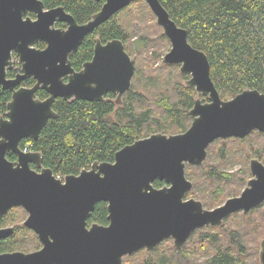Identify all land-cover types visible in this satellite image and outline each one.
I'll use <instances>...</instances> for the list:
<instances>
[{"label":"water","instance_id":"obj_1","mask_svg":"<svg viewBox=\"0 0 264 264\" xmlns=\"http://www.w3.org/2000/svg\"><path fill=\"white\" fill-rule=\"evenodd\" d=\"M133 0H104L90 20L78 24L62 7L42 11L39 0H0V86L11 89L7 111L0 115V216L11 207L21 206L28 215L23 224L38 236L42 247L33 252L0 253V264H123V257L144 249L150 252L166 238H173L179 248L190 234L204 225H222L231 213L264 201V166L250 161L255 177L238 196L230 197L212 209L201 201L184 199L192 188L185 166H200L207 159V147L216 139L242 138L253 130L264 132V93L246 88L229 99H222L216 89L206 54L193 47L186 30L171 19L159 0H143L156 18L163 35L170 42L163 55L166 64L178 65L189 75L185 86L194 87L200 96L189 110V127L176 134L152 133L117 150L112 162L94 161L77 175L55 178L49 168L40 173L29 163L41 166V154L24 153L21 139H36L49 118L55 117L53 100H105L111 91L117 99L130 87L134 60L120 40L96 43L91 61L76 72L69 56L85 34L126 7ZM27 10L38 14L36 21L22 20ZM68 23L66 30L55 29V20ZM45 41L44 49L30 45ZM17 53L22 74L6 78V68ZM68 74V81L63 76ZM36 79L30 87H14L27 77ZM38 87L48 97H35ZM11 150L17 161L6 158ZM164 180L161 188L153 182ZM106 202L107 225L86 220L95 203ZM11 228H0V237ZM258 260L264 264V237Z\"/></svg>","mask_w":264,"mask_h":264},{"label":"trees","instance_id":"obj_2","mask_svg":"<svg viewBox=\"0 0 264 264\" xmlns=\"http://www.w3.org/2000/svg\"><path fill=\"white\" fill-rule=\"evenodd\" d=\"M42 1L46 7L62 5L78 22L86 21L101 6V2L96 0ZM159 1L171 19L186 30L188 42L206 54L210 77L221 98L233 97L246 88L264 93V0ZM145 7L148 8L147 5ZM116 15L97 28L96 33L102 39L123 38L126 29ZM161 38L167 41L163 34ZM92 40V35H89L79 46L72 58L75 65L90 56ZM142 40L146 43L143 45L144 53L147 39ZM152 56L146 69H136L132 86L122 105L62 98L54 100L52 107L56 116L47 120L36 139L26 138L25 141L31 149L41 154L45 167L51 169L54 175L77 174L94 161L112 162L117 150L137 139L155 132L181 133L188 128L192 120L189 110L194 98L200 95L194 87L184 85L188 74L180 72L179 68L172 69L176 65L164 62L155 66L157 55ZM37 95L43 98L46 92L39 90ZM10 98L11 91L0 86V115L7 111ZM225 140L228 145H224ZM216 141L219 147H214V152L222 164L230 158V150L235 144L244 142L234 138ZM211 148L210 144L208 152ZM6 157L10 158V155L6 153ZM199 170L203 171L198 174ZM185 175L192 179L193 185L205 180L200 184L204 188L206 182L210 183L209 180L218 183L228 180L230 176L213 164L206 168L187 165ZM153 184L157 187L163 182L155 180ZM216 190L219 191L218 186ZM189 194L194 196V190ZM200 197L208 207L218 202L213 195L206 197L201 193ZM106 214V203L99 201L90 218L105 224ZM12 217L22 220L19 210H14L10 219ZM0 223L6 224V219L2 218ZM218 228L221 230L222 227ZM20 236L19 243L13 240V234L0 239V250H25V243L29 237L32 238V234L21 226ZM217 237L218 234L214 232L205 235L203 241L217 243ZM158 248L147 253L145 258L142 250L126 255L123 264H156L162 261L157 253ZM169 251L165 249L164 255H169ZM247 252L241 236L234 233L231 244L224 247L221 240L216 244L215 251L207 256L205 264H246ZM138 254L140 258L135 261Z\"/></svg>","mask_w":264,"mask_h":264},{"label":"rangeland","instance_id":"obj_3","mask_svg":"<svg viewBox=\"0 0 264 264\" xmlns=\"http://www.w3.org/2000/svg\"><path fill=\"white\" fill-rule=\"evenodd\" d=\"M145 3L141 0H137L132 2L126 9L122 10L120 13L116 15V19L121 22L124 28L128 31L130 29L131 34L134 35H141L142 39H147V46L145 50V41L142 39H132L130 45V55L135 61V67L139 70H144L148 67L149 61L151 56H156V64L158 65L162 63L163 55L169 50L170 42L163 40L161 38V34H163L161 28L156 25L155 18L150 15V12L145 7ZM144 48V49H143ZM152 56V57H153ZM173 66V65H172ZM178 69L179 67L173 66V68ZM136 72V71H135ZM133 83V81H132ZM137 85V84H136ZM200 98L203 100L205 97L200 95ZM231 98V97H230ZM225 99V98H224ZM229 99V98H226ZM156 133V132H155ZM180 133V132H178ZM165 134H176V133H165ZM228 141L225 140L224 145H228ZM211 150L208 152L207 159L200 167L205 166V168L209 165L218 166L220 169L223 170L224 174L230 175L228 180L221 182L214 183L213 181L209 180L210 183L201 186V183H204L205 180H201L199 183L196 182V185H193V190L195 192L194 196L196 199L198 198L201 202L203 201L200 197V194L206 195V197H211L212 195L217 199L216 205L213 206H206L208 209H212L222 202H224L227 198L237 195L240 193L241 189L245 185V181L249 176V173L246 170V166L248 163V157L254 154L255 151L260 150L262 154H264V137H260V135L252 134L250 137L246 139L244 144H235V146L230 150L232 151L230 154V158L222 164L221 161H218V155L214 152V147H219V143L215 140L211 144ZM187 166V165H186ZM192 166V165H188ZM246 167V168H245ZM189 168V167H188ZM245 168V169H244ZM203 170H199L198 174L201 173ZM187 179H191L186 175ZM227 178V177H226ZM200 180L199 178H196ZM192 181V179L190 180ZM193 183V181H192ZM218 186L219 191L216 190ZM220 192V194H219ZM219 194V195H218ZM190 195L188 197H192ZM255 211V212H254ZM250 212L249 214H242L237 213L230 216L222 226V229L218 227H208L207 230L204 229L202 232L198 233L197 235H192L188 241L185 243L183 248V256L185 259L180 261V264H205L206 258L208 255H211L216 249V244L221 240V245L226 247L229 243L231 244V238L234 233L239 234L241 236L242 241L246 244L248 249V258L246 264H259L258 262V251H259V240L261 239L262 235L260 236L261 228H258V225L261 224L262 220L259 216V209L257 208ZM21 214L22 219L24 217L23 211H19V215ZM260 222V223H259ZM217 233L218 237L217 243H213L209 240L203 241V237L205 235H209L211 233ZM28 243L30 246H26L25 250H32L34 247L37 246V242L33 239L28 238ZM171 241L163 243L158 249L157 253L159 256L164 253L165 249L169 251L171 249L170 245ZM26 245V243H25ZM145 258L146 252L145 250L141 251ZM170 253V252H169ZM172 253V252H171ZM141 254V253H139ZM135 257V261L139 260V256ZM168 254H165L167 257ZM158 264V263H156Z\"/></svg>","mask_w":264,"mask_h":264},{"label":"flooded vegetation","instance_id":"obj_4","mask_svg":"<svg viewBox=\"0 0 264 264\" xmlns=\"http://www.w3.org/2000/svg\"><path fill=\"white\" fill-rule=\"evenodd\" d=\"M39 1H41L42 2V11L44 12V11H47V10H50V9H52V8H56V7H62L63 9H64V11L66 12V13H68V14H70L74 19H75V17L70 13V12H68V11H66L65 10V8L62 6V5H58V6H55V7H46L45 6V4H44V2L42 1V0H39ZM96 1H99V2H101V6H100V8L102 7V5H103V3H104V0H96ZM134 1H137V0H133V1H131L130 2V4L132 3V2H134ZM141 1H143V0H141ZM145 3V2H144ZM129 4V5H130ZM146 4V3H145ZM129 5H127L126 7H124V8H122V9H120L119 11H117L116 13H114L110 18H112L114 15H116V14H118V13H120L122 10H124V9H126ZM147 5V4H146ZM148 7V6H147ZM100 8H99V10H100ZM147 9H149V7L147 8ZM99 10H97L96 12H98ZM148 11H150L151 12V10L149 9ZM96 12H94V13H96ZM94 13H92L91 15H90V17L86 20V21H84V22H78L76 19H75V21L78 23V24H83V23H85V22H87L88 20H90L91 19V17H92V15L94 14ZM151 15L155 18V16L152 14V12H151ZM30 19L31 21H36L37 19H38V14L35 12V11H33V10H27L23 15H22V20H26V19ZM109 18V19H110ZM108 20V19H107ZM107 20H105V21H107ZM105 21H103L102 23H104ZM155 22H156V18H155ZM102 23H100L98 26H96L91 32H88L87 34H85L84 35V37H83V39H82V41L78 44V46H77V49L79 48V46L83 43V41H84V39L87 37V36H89V35H92V48H91V53H90V56L88 57V58H86V59H83V60H81L80 62H79V64L78 65H75L74 63H73V55L76 53V51H77V49L75 50V51H73V52H71V54H70V56H69V61H70V65H71V67L73 68V70L74 71H76V72H78V71H80V70H82L83 69V67H84V64L85 63H87V62H89V61H91L92 60V58H93V56H94V54H95V47H96V43H97V41H99L102 45H105V44H107V42H110V41H112V40H120L121 42H122V44H123V46H124V50L126 51V53L131 57V55H130V52H129V50L131 49L130 48V45H131V40L132 39H134V38H136V39H140L141 38V35H132L131 34V31H130V29H128V31L126 30L125 31V34L123 35V38H118V37H110V38H105V39H102L101 37H100V35L98 34V33H96V30H97V28L102 24ZM157 25V24H156ZM54 26V28L55 29H61V30H66L67 28H68V23L66 22V21H62V20H55L54 21V24L53 25H51V27H53ZM161 28V27H160ZM162 30V29H161ZM31 47H33V48H35V49H44L46 46H47V43L45 42V41H36V42H34L33 44H31L30 45ZM132 58V57H131ZM11 59L12 60H14V63L12 64V66H11V68H6V78L7 79H14L17 75H20V74H22V71H21V63H20V61H19V59H18V56H17V53L15 52V51H11ZM133 59V58H132ZM134 60V59H133ZM134 65H135V61H134ZM178 66V65H177ZM135 71H136V67H135V70H134V73H133V75H132V78H131V82H130V87L121 95V97L119 98V99H117V94H114L113 92H111V91H107V92H105L104 94H103V98L105 99V100H99L98 102H106V103H110V104H113V105H122L123 103H124V100H125V97H126V94H127V92L130 90V88H131V86H132V81H133V78H134V75H135ZM188 78H189V75H188ZM63 80H64V82H67L68 81V74H66V75H64L63 76ZM36 83V79L35 78H33V77H31V76H29V77H27V78H25V79H23V80H21L15 87H14V90L15 89H18V88H20V87H27V88H30V87H32L34 84ZM2 88V87H1ZM2 89H4V88H2ZM8 90H10L11 91V95H12V90L11 89H8ZM39 90H43L44 92H46V96L45 97H43V98H41V97H39L38 95H37V92L39 91ZM48 92L46 91V90H44V89H42L41 87H38L37 88V90H36V92H35V97H38V98H40V99H45V98H47L48 97ZM57 98H61V97H57ZM57 98H55L54 100H56ZM11 99V98H10ZM63 99V98H62ZM223 99V98H222ZM54 100H53V102H54ZM65 100V99H64ZM77 100H85V99H77ZM10 101V100H9ZM69 101H71V100H69ZM86 101H91V100H86ZM204 101H206V97H205V99L204 100H202V102H204ZM194 103V102H193ZM53 104V103H52ZM53 108V107H52ZM191 116V115H190ZM50 119V118H49ZM192 121V120H191ZM189 127V126H188ZM252 134H256V135H260V137H264V132H261V131H259V130H253L251 133H249V134H247L246 136H244V137H242V138H236V137H231V138H234V139H239V140H243L244 142L242 143V144H244L245 142H246V139L248 138V137H250ZM38 137V136H37ZM27 138H30V137H27ZM32 139V138H31ZM226 139H230V138H226ZM217 140V139H216ZM25 141H26V138H23V139H21L20 141H19V143H18V148L22 151V152H24V153H27V152H31V151H35V150H33V149H31L30 148V146L27 144V143H25ZM213 143V142H212ZM211 143V144H212ZM208 148V147H207ZM6 153H8L9 155H10V158H8V157H6L9 161H11V162H16L17 161V155L15 154V153H13L11 150H9V151H7ZM207 153H208V150H207ZM6 155V154H5ZM208 155V154H207ZM248 159V163H247V168H246V170H247V172L249 173V176L247 177V179H246V181H245V185L243 186V188L241 189V191H240V193L242 192V190L247 186V184H248V181L250 180V179H252V178H257V177H255V174L254 173H252V171H251V168H250V161L252 160V159H256L259 163H261L263 166H264V154H262L261 152H260V150H258V151H255L254 152V154L252 155H250V157H248L247 158ZM186 165H188V164H186ZM193 166V165H192ZM42 167L43 168H47V167H45L44 165H43V163H42V156H41V166H38V165H36L35 163H33V162H30L29 163V168H30V170H33L34 172H36V173H40L41 172V170H42ZM87 168H89V167H87ZM185 168H186V166H185ZM244 168V169H245ZM84 169V168H83ZM82 170V169H81ZM80 170V171H81ZM79 171V172H80ZM78 172V173H79ZM77 173V174H78ZM77 174H74V175H77ZM71 175V174H70ZM55 176V178H57V179H60V180H63L64 179V176H61V175H59V177H57V175H54ZM66 176V175H65ZM156 180H158V179H156ZM189 180V179H188ZM159 181H162L163 182V184L162 185H160V186H155L156 188H161V187H163L166 183H165V181L164 180H159ZM192 182V181H191ZM153 186H154V184H153ZM192 187H193V183H192ZM191 190H193V188H191L186 194H185V197H184V199H189V198H193V199H195V200H199L198 198L196 199V196H192V197H188L189 195H188V193H190V191ZM239 193V194H240ZM239 194H237V195H234V196H238ZM234 196H231V197H234ZM230 198V197H229ZM228 199V198H227ZM200 201V200H199ZM99 202V201H98ZM225 202V201H224ZM224 202H222L221 204H223ZM97 203V202H96ZM95 203V204H96ZM106 203V202H105ZM202 203V206L205 208V209H208L207 207H205V204H204V202L202 201L201 202ZM220 204V205H221ZM107 205V204H106ZM219 206V205H218ZM217 207V206H216ZM259 209V216H260V219L262 220V222H261V224H259L258 225V228H261V231H263V235H262V237H261V239L264 237V201H262L261 203H259V204H257V205H255V206H253L248 212H245L244 211V209H240V210H237V211H235V212H233V213H231L228 217H226V218H224L223 219V223H222V225H204V226H202V227H199V228H196L191 234H190V236L187 238V240L184 242V244L182 245V246H180L179 248H175V247H173V238H171V237H169V238H166V239H164V240H162L159 244H157L150 252H153V251H155V249H156V247H160L163 243H165V242H168V241H171V243H170V247H171V249H169L170 251H172V253L170 252L169 253V255L167 256V257H165V255H164V253L163 254H161L160 256H159V258H160V260H162V261H160V262H158V264H180V261L182 260V259H185L184 258V256H183V248H184V245H185V243L188 241V239L192 236V235H197V236H199V234L198 233H200V232H202L204 229H206L207 230V228L208 227H222V226H224V223H225V221L230 217V216H232V215H234V214H237V213H242V214H249L250 212H252V211H254V210H256V209ZM14 210H19V211H23V213L25 214L24 215V217H23V219L22 220H20L19 218H11L10 219V215H11V213L14 211ZM255 212V211H254ZM27 215H28V213H27V211L26 210H24L21 206H14V207H11L5 214H2L1 216H0V220L2 219V218H4V219H6V224H4V223H0V228H8V227H10L11 228V232H10V234H8L7 236H5V237H0V239H4V238H7V237H9V236H11L12 234H13V240L15 241V242H17V243H19V241H20V227L21 226H23L24 228H26L29 232H30V234H32V238L31 237H29V238H31V239H33L35 242H37V246L36 247H34L32 250H11V251H2V250H0V253H4V252H14V251H21V252H25V253H28V252H33V251H36V250H38V249H40L41 247H42V244H41V242H40V240L38 239V236H37V234L32 230V229H29V228H27L26 226H24V224H23V222H24V220L26 219V217H27ZM91 213H90V216L87 218V220H86V225H87V227L89 228L92 224H94V223H97V224H100V223H98V222H96L95 220H92L91 218ZM12 219H15L14 221L12 220ZM106 223L105 224H101V225H107L108 224V220H107V214H106ZM260 223V222H259ZM261 239L259 240V245H260V241H261ZM26 246H30V244L28 243V240H27V242H26ZM140 250H143L144 251V249H140ZM139 251V250H138ZM149 253V252H148ZM258 253H259V251H258ZM258 262H259V260H258ZM260 264V263H259Z\"/></svg>","mask_w":264,"mask_h":264},{"label":"built area","instance_id":"obj_5","mask_svg":"<svg viewBox=\"0 0 264 264\" xmlns=\"http://www.w3.org/2000/svg\"><path fill=\"white\" fill-rule=\"evenodd\" d=\"M57 177H59V175H57Z\"/></svg>","mask_w":264,"mask_h":264}]
</instances>
